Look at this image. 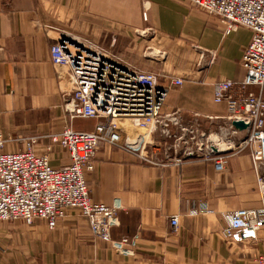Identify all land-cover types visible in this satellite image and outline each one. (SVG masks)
Listing matches in <instances>:
<instances>
[{"label": "crops", "instance_id": "obj_1", "mask_svg": "<svg viewBox=\"0 0 264 264\" xmlns=\"http://www.w3.org/2000/svg\"><path fill=\"white\" fill-rule=\"evenodd\" d=\"M63 34L155 73L161 86L182 79L163 108L180 123L171 124L172 136L197 127L215 135L225 125L226 104L215 102L213 87L243 80L242 57L252 40L246 28L225 35L221 20L190 0H0V131L15 140L6 152L23 151L16 139L36 136L35 150L43 154L48 136L67 125L95 129L96 120H71L66 110L69 70L54 65L50 53ZM119 127L121 144H103L85 177L94 202L120 208L112 241L136 237L135 245L116 251L93 237L88 221L72 210L53 230L44 221L0 222V264H256L264 233L243 238L235 230L227 237L223 217L263 205L249 153L230 156L219 173L209 160H167L172 139L160 126L145 135L132 119ZM69 163V153L54 146L50 164ZM171 216H179L178 233Z\"/></svg>", "mask_w": 264, "mask_h": 264}, {"label": "built area", "instance_id": "obj_2", "mask_svg": "<svg viewBox=\"0 0 264 264\" xmlns=\"http://www.w3.org/2000/svg\"><path fill=\"white\" fill-rule=\"evenodd\" d=\"M203 12L217 17L225 26V35L238 28L252 32V40L242 57L244 77L240 83L230 80L214 84V100L225 103V125L215 135L197 128H185L172 136L169 128L180 126L175 116L163 115L170 91L183 85L173 78L167 86L159 84L155 73L139 70L112 52L87 41H77L64 34L51 47L54 65L68 68L72 84L71 99L66 106L70 119H94V131H81L67 125L59 134L48 136L45 153H37L40 139L25 136L16 139L25 149L6 152L5 146L15 140L0 131V222H23L27 226L44 221L53 230L68 211L76 210L88 221L93 237L111 242L120 252L135 245V238L111 239L112 228L119 225V207L94 202L85 175L93 172L95 157L103 144L119 146L122 136L119 123L132 119L147 134L162 127L163 135L172 139L165 152L167 160H209L217 172H223L230 156L248 152L262 195V207L239 210L223 215L225 234L241 230L242 237L264 233V0H190ZM148 17L147 9L143 19ZM257 88L258 92L251 91ZM234 122L247 128L238 130ZM54 146L67 151L70 163L62 167L50 164ZM173 153V156H172ZM146 162L151 158L141 156ZM173 233L180 228L179 216H171ZM264 264V254L256 259Z\"/></svg>", "mask_w": 264, "mask_h": 264}, {"label": "water", "instance_id": "obj_3", "mask_svg": "<svg viewBox=\"0 0 264 264\" xmlns=\"http://www.w3.org/2000/svg\"><path fill=\"white\" fill-rule=\"evenodd\" d=\"M64 39L67 38V36L63 35ZM234 127L237 128L238 130H245L247 126L243 122H234Z\"/></svg>", "mask_w": 264, "mask_h": 264}, {"label": "rangeland", "instance_id": "obj_4", "mask_svg": "<svg viewBox=\"0 0 264 264\" xmlns=\"http://www.w3.org/2000/svg\"><path fill=\"white\" fill-rule=\"evenodd\" d=\"M136 128H137V127H136ZM138 129H139V128H138ZM143 132H144V131H143ZM145 132H146V131H145ZM145 132H144V133H145Z\"/></svg>", "mask_w": 264, "mask_h": 264}]
</instances>
